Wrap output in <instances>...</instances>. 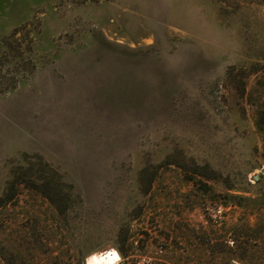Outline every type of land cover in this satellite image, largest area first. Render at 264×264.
I'll return each mask as SVG.
<instances>
[{"label":"rangeland","instance_id":"374dc122","mask_svg":"<svg viewBox=\"0 0 264 264\" xmlns=\"http://www.w3.org/2000/svg\"><path fill=\"white\" fill-rule=\"evenodd\" d=\"M111 249L264 264V0H0V264Z\"/></svg>","mask_w":264,"mask_h":264},{"label":"bare ground","instance_id":"6f19581e","mask_svg":"<svg viewBox=\"0 0 264 264\" xmlns=\"http://www.w3.org/2000/svg\"><path fill=\"white\" fill-rule=\"evenodd\" d=\"M113 253H115L116 256H113ZM119 262V254L116 250L111 249L105 253L91 255L89 258H87L85 264H119Z\"/></svg>","mask_w":264,"mask_h":264},{"label":"trees","instance_id":"16d2710c","mask_svg":"<svg viewBox=\"0 0 264 264\" xmlns=\"http://www.w3.org/2000/svg\"><path fill=\"white\" fill-rule=\"evenodd\" d=\"M256 182H259V181H256ZM231 199H240V197L239 196H231Z\"/></svg>","mask_w":264,"mask_h":264},{"label":"clouds","instance_id":"9594fccd","mask_svg":"<svg viewBox=\"0 0 264 264\" xmlns=\"http://www.w3.org/2000/svg\"><path fill=\"white\" fill-rule=\"evenodd\" d=\"M114 254V256H116V254L115 253H113ZM118 258V257H117Z\"/></svg>","mask_w":264,"mask_h":264},{"label":"water","instance_id":"95a60500","mask_svg":"<svg viewBox=\"0 0 264 264\" xmlns=\"http://www.w3.org/2000/svg\"><path fill=\"white\" fill-rule=\"evenodd\" d=\"M255 179H257V177H255ZM120 264H122V263H120Z\"/></svg>","mask_w":264,"mask_h":264},{"label":"snow or ice","instance_id":"6c2138e0","mask_svg":"<svg viewBox=\"0 0 264 264\" xmlns=\"http://www.w3.org/2000/svg\"><path fill=\"white\" fill-rule=\"evenodd\" d=\"M114 256V254H112Z\"/></svg>","mask_w":264,"mask_h":264}]
</instances>
